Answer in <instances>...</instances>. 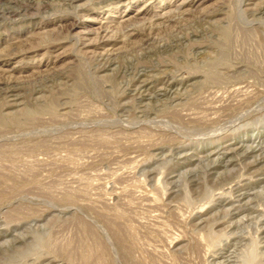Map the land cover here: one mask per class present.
<instances>
[{
	"label": "rangeland",
	"instance_id": "374dc122",
	"mask_svg": "<svg viewBox=\"0 0 264 264\" xmlns=\"http://www.w3.org/2000/svg\"><path fill=\"white\" fill-rule=\"evenodd\" d=\"M0 264H264V0H0Z\"/></svg>",
	"mask_w": 264,
	"mask_h": 264
},
{
	"label": "bare ground",
	"instance_id": "6f19581e",
	"mask_svg": "<svg viewBox=\"0 0 264 264\" xmlns=\"http://www.w3.org/2000/svg\"><path fill=\"white\" fill-rule=\"evenodd\" d=\"M100 247V246H99ZM102 251V250H101Z\"/></svg>",
	"mask_w": 264,
	"mask_h": 264
}]
</instances>
